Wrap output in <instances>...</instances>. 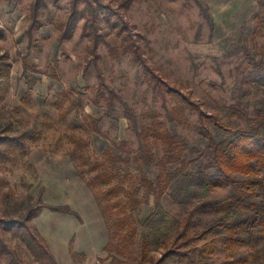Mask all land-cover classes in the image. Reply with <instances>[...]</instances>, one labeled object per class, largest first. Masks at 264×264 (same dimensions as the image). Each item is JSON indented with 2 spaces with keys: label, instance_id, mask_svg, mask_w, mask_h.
<instances>
[{
  "label": "rangeland",
  "instance_id": "obj_1",
  "mask_svg": "<svg viewBox=\"0 0 264 264\" xmlns=\"http://www.w3.org/2000/svg\"><path fill=\"white\" fill-rule=\"evenodd\" d=\"M88 1L96 12V34L104 41L95 59L83 31V3L73 18L70 0H0V220L19 219L28 205L37 209L31 224L56 264H137L145 252L147 259L160 257L162 243L185 219L192 231H202L232 192L228 184L213 186L200 178L208 141L195 110L175 97L162 101L129 54L110 51L118 45L117 16L153 72L171 88L222 125L258 128L261 134L264 85L257 70L264 65V31L255 0H131L127 8L121 7L126 0ZM97 71L119 98L112 111L97 96L106 95L104 88L97 92ZM124 106L140 125L159 115L178 140L198 150L186 152V174L160 196L147 194L139 180L132 161L137 139ZM165 108L178 111L174 122L162 117ZM112 143L122 144L112 151L127 155L129 162L118 163L108 179L95 180L104 162L109 166L105 151ZM153 153L161 157L159 145ZM142 168L155 182L157 167ZM234 178L261 181L263 187L248 198L262 199L264 169L255 165L253 174ZM112 187L117 192L107 195ZM40 193L42 204L68 206L78 217L39 208ZM97 201L110 208L108 225L116 227L108 229ZM123 216L127 223L119 222ZM258 230L253 225L234 235L219 230L214 240H201L214 247L203 264H264ZM4 243L20 263L37 264L18 238L6 233Z\"/></svg>",
  "mask_w": 264,
  "mask_h": 264
},
{
  "label": "trees",
  "instance_id": "obj_2",
  "mask_svg": "<svg viewBox=\"0 0 264 264\" xmlns=\"http://www.w3.org/2000/svg\"><path fill=\"white\" fill-rule=\"evenodd\" d=\"M131 0H126L121 7L127 8ZM259 10L257 21L259 29L264 31V0H255ZM72 17L77 13V6L83 3L86 7L87 17H85L83 31L91 45L90 55L93 59L97 58V50L102 41L96 34V15L92 3L88 0H70ZM38 4L34 5V14ZM209 25L212 26V20L206 15ZM117 21L121 24L114 25L116 35L119 36L118 45L110 48V51L127 53L131 56L132 62L141 67L149 83L152 85L154 92L165 102L166 96L175 97L185 102V104L197 114V120L200 128L208 141V146L204 154L208 157V163L201 171L200 178L205 183L213 186H223L228 184L232 194L226 199L220 201L216 207L217 216L210 221L202 231L191 230V220L185 219L183 223L177 225L172 239L162 243V253L160 257L147 259V253H142L137 264H203L206 254L214 251L212 244L207 241L215 239L214 235L219 230H229L234 235L236 231H243L248 225L257 226L259 234L264 237V195L261 200L255 201L248 198L254 195V189L263 187L261 181L256 179H245L242 182L235 180V174H253V168L257 165L260 169H264V134L258 128H229L222 125L216 116L207 115L200 109L197 103L190 98L185 97L175 89L171 88L160 76L155 74L147 61L143 58L141 48L132 39L128 33V27L121 16H117ZM76 25V20L72 21L71 28ZM104 41H102L103 43ZM107 46V43H104ZM257 76L264 85V65L257 70ZM97 79L100 89L106 90V95L98 93L97 96L105 102L109 111L113 110L114 101L119 98L104 85L103 76L97 71ZM96 96V97H97ZM125 117L129 122V126L133 129L137 139V148L132 161L137 165L139 170V180L144 186L147 194L157 193V196L163 194L166 188L184 176L188 170L189 163L185 160L187 151L197 152L196 149H189L183 140H178L166 127L164 122H159L155 115L152 121L147 125H140L137 121L135 113L128 107L124 106ZM177 110L171 111L164 109L162 116L165 121L172 123L177 117ZM93 130H97L95 122L91 121ZM264 127V121L263 125ZM4 139H0V142ZM159 145L162 155L156 159L153 153V146ZM122 144H111V148L105 151V160L109 162L106 167L98 171L94 177L95 180H106L111 176V172L117 168L118 163L128 164V156L121 157L115 154L113 150H120ZM143 167H157L158 174L156 181L146 179ZM213 170L211 175L206 171ZM207 174H206V173ZM157 188V189H156ZM117 192L115 187L107 190V195H113ZM37 203L39 208H46L50 212L62 213L78 217L77 213L70 210L68 206H47L41 202V193L38 196ZM102 217L110 230L116 225H108L110 221V208L103 207L97 201ZM37 209L28 205L25 212L21 214L19 219L8 221L0 220V264H22L14 256L10 248L4 243V235L10 233L13 237L18 238L32 255L37 264H56L53 256L48 250L43 238L39 234L37 228L31 224L32 219L37 216ZM120 223H127L128 217L123 216L118 219ZM117 236V233L113 237ZM211 236V237H209ZM209 237V238H208ZM208 238L203 244L199 242ZM228 243H231L229 241Z\"/></svg>",
  "mask_w": 264,
  "mask_h": 264
}]
</instances>
